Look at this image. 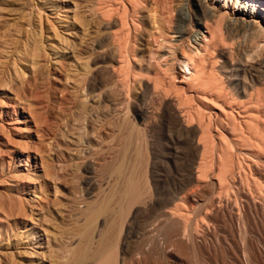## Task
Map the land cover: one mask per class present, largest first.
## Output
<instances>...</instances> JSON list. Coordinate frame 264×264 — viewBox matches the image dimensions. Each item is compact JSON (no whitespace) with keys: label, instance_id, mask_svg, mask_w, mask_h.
<instances>
[{"label":"bare ground","instance_id":"1","mask_svg":"<svg viewBox=\"0 0 264 264\" xmlns=\"http://www.w3.org/2000/svg\"><path fill=\"white\" fill-rule=\"evenodd\" d=\"M175 2L177 1L21 0L24 11L27 10L25 64L31 63L34 67L36 63H40L38 55L41 54L40 40L42 39L40 36L42 33L41 29L34 24L32 15L33 9H36L45 12L47 20H50L51 16L55 23L74 36L72 40L74 43L69 47L66 46L69 52L88 53V55L91 53L90 58L96 65L94 68L98 71L97 75L101 73L98 78L101 85L106 84L104 83L105 77L108 78V75L111 76V81L112 77L114 80L118 78L115 80L117 83L118 80L121 82L123 80V78L119 79V74L127 77L126 74L131 76L133 73L135 78H141L137 80L140 87L142 85L145 93L148 92L151 97L154 95L159 101L157 103L160 108H155L160 111V120L162 126L166 127L168 136L170 135L171 145L166 152L161 151L162 149L150 150L148 154L150 160L144 159L142 147L145 146L147 139L143 136H135L132 132H125L122 127L123 123L116 130H112V126V131L108 133L110 143L108 147L98 153L97 150H101L102 147L96 145L99 148L95 151L99 155L94 156L96 157L95 163L92 161L93 163L85 168L86 179L83 182L81 180L80 183L78 180V183L75 182L71 186L74 197L71 196L72 204L69 203L72 206L67 204L74 208H70L72 212L70 216L67 214L68 219L62 215V206L66 205V202L59 199L60 197L57 198L59 195H54L56 190L59 191L58 184L64 181L66 183L68 176L65 177L67 180L63 178V182L61 178L59 181H47L48 176L53 174L49 171L51 163L41 156L39 157L41 172L37 173L36 169L33 170L35 171L33 175L36 178L40 177V180L37 178L36 183H26V179L31 180L34 177L32 170L30 171V164L27 162L30 160L28 145L24 151L25 159L20 158L18 153L16 154L18 166H21V169L17 168L14 172L22 171L16 174L18 176H15L12 171L8 173L5 170L2 158L4 154H0L2 155L0 156V182L3 183L0 184V264H8L11 261L9 256L12 254L9 256L8 254L13 251L7 254L3 247L8 245L12 236L15 238L30 237V242L34 240L32 245L34 243L41 245L42 239L45 238L51 250L56 247L55 250L59 249L64 253L63 255L57 250L61 254H58L59 257L61 256L60 260H63L60 261L59 257H55L56 253L53 249L52 253L55 254L53 256L59 262L54 263L57 264H264V66L262 65L263 69H261L257 65L260 68L258 69L255 64L249 65L253 83L248 84L246 83L248 78L244 80L245 78L240 76L245 66L243 67L241 62L236 64L233 60L228 61L225 55L227 51L223 49L228 43L224 38L225 33H228L227 27L228 29L235 27V30L236 27L239 30L244 28L249 30V34L251 30L252 36L248 35L253 42L258 40L257 35H261L263 38L259 40L264 42V0H233V2L230 0H182V4L187 9L188 19H185L188 23L182 25L177 12V21L172 30L169 25L171 21L170 14L167 15V8L168 4L174 8ZM136 13L140 14L138 15L139 20ZM41 14L37 15L38 21H42ZM134 15L137 16L136 19ZM223 18L226 19L225 31L227 32L221 30ZM29 26L30 28H27ZM246 30L245 33H248ZM232 31L234 32L233 29ZM175 33L178 34L177 39L172 36ZM262 43L258 47L264 51V47H261ZM253 44L257 48V42ZM63 48L62 50H65ZM132 53H139V58L145 59L143 61H146V72L154 75V82L150 81L153 76L151 78L147 74L150 78L148 80L145 76L146 72L142 77V72H137L136 68L132 67L133 63H130L134 55ZM156 54H158L157 57ZM261 54L264 55V52ZM88 55L83 58L89 57ZM251 56L254 57V54ZM74 57L71 56L73 59ZM263 57L261 56L262 59ZM258 58L256 57L257 60ZM88 59H86L87 62ZM80 60L85 59L80 58L78 61ZM91 60L88 62L90 68ZM218 61L219 64H217ZM248 61L251 63L250 59ZM73 62L70 63L73 64ZM58 63L61 64V61ZM70 63L67 65H70L71 69L74 68L71 67L74 65ZM124 63L127 65L125 67L131 64V68H125L131 73L128 70V73H125L124 70V74L121 70V75L119 70L124 68ZM18 65L20 67V64ZM61 67L64 68V65L61 64ZM14 68L17 69L16 66ZM34 68L32 69L35 70ZM75 68L78 69V67ZM86 68L84 69L88 71L89 67ZM19 70L14 71L25 74V71L22 73V69ZM85 72L82 73L85 74ZM70 73L73 76V71ZM84 74H81L82 77ZM26 76L30 75L26 72ZM36 78L38 79V77L34 79ZM222 78L226 79V83ZM37 79L36 81L39 80ZM130 79L131 77L128 80ZM78 81L73 82L78 84ZM109 81H106L107 84ZM129 82L127 84H135ZM114 84L115 82L112 85ZM257 84H260L261 88H256ZM28 86H30L29 82ZM109 87L112 86L105 88L102 93L108 107H115L116 97L112 94L116 91L113 90V92ZM35 89H38L37 86ZM33 93L31 96L37 100L36 97L39 96L37 90L34 96ZM7 96L8 101L5 102L9 106L4 110L0 109L1 126L4 122H8L5 120L11 119L16 113L14 100L17 98L13 97L14 100H10L12 96ZM28 96H26V102L32 100V97L29 96V99ZM95 101L97 99H92L90 102L92 110L95 107ZM83 107L85 110L88 108L85 105ZM107 108L104 109V113L108 114L113 107L106 110ZM137 110V115L141 120H144L147 117L146 114L149 113L145 106L142 108L139 106ZM31 113L28 112L30 120H26L27 116L25 120H20L17 116L16 121L19 124L25 123V125L31 121L34 125L33 131L36 134L39 132V137L41 134L44 136L40 133V130H43L41 125ZM81 113H77L79 117ZM95 124L97 125L98 121ZM73 126L72 124L70 128ZM15 127L17 126L13 128L17 130ZM92 127L91 135L94 136L96 131L99 132L96 129L99 127L95 128L93 125ZM65 132H63L65 135L63 139L66 137V141L64 140L63 149L66 147L67 151L69 149L70 152H74L78 140L82 138L78 135H75L76 138L72 137L75 131L73 135L71 134L72 136L67 135L72 131ZM96 136L88 143L93 141L99 144L101 139H105L102 132ZM121 139L124 146L121 149L114 148L115 142ZM54 140L57 139L54 138ZM8 141L10 142L9 139ZM59 144L54 145L56 146V148L53 147L55 151L59 149ZM80 148L82 149V146ZM4 149H2L3 153ZM8 155L10 157L9 153ZM70 158L74 157L69 156L68 159ZM63 159L66 160L64 157ZM54 160L53 158L52 162H55ZM21 161H24V164ZM57 161L59 163V160ZM37 162L35 160L34 164L36 165ZM67 163H65L66 166ZM73 163L76 164V161ZM65 164L63 168L59 166L60 169L65 171ZM68 166L70 168V164ZM71 166L73 168V164ZM22 167H24L23 170ZM53 167L52 169L56 170V165ZM74 169L72 172H75ZM59 170L56 172L58 173ZM60 171L56 173L57 176H60ZM45 176L48 178L46 179ZM50 185H54L55 193L48 198ZM36 193L37 196L41 194L40 197L45 195L46 203L42 205L38 199L34 198ZM67 211H69L68 208ZM42 236L44 238L41 239ZM13 256L12 259L15 258Z\"/></svg>","mask_w":264,"mask_h":264},{"label":"rangeland","instance_id":"2","mask_svg":"<svg viewBox=\"0 0 264 264\" xmlns=\"http://www.w3.org/2000/svg\"><path fill=\"white\" fill-rule=\"evenodd\" d=\"M18 1H20V2H18ZM18 1L17 0H0V107H1L0 109L4 110V109L7 108V106H9V105H7V102H5V101H8V96L7 95H9L10 97L12 96L10 100H14L13 97L17 98L16 99L17 101L14 100V102L16 103V113L12 115L11 119L8 118V120H5V121H8V122H4V124L2 126L0 124V140L2 138V141H0V154H2V155L4 154V156H2V155H0V156H2L3 161L5 163L4 164L5 170L8 173H10L9 171H12L15 174V176H18V175H16L17 173L20 174L22 172L21 170H20V172L19 171H17L16 173L14 172V170L17 169V168L21 169V166L20 167L18 166L19 162H18V158H17L16 154L18 153L20 155V158L25 159L26 153L24 151L26 150L27 145H28V149L27 150L29 152V159L30 160L27 161V162L30 164L29 165L30 166V171L32 170L31 171L32 172V176H34V177H33V179L31 178V180L26 179V183L33 184V182L36 183L38 181V179L40 177L39 178L37 177L38 178L37 179L36 176L33 175V174H35V171L33 172V170L36 169L37 173L41 172V169H40V166H39L40 165L39 157H41V156L45 157L46 160L50 161V163H51V164H49V167H50L49 171L51 173L55 174L54 175L55 177H53V174H51V173L50 174L52 176L48 174L49 176L48 175L47 176L49 177V180L47 179L48 177L45 176L47 181H50V182H53L54 180H58L59 181L60 178H61V182H63L64 179L65 180H67V179L69 180V182H67L68 181L67 180L66 183L64 181L63 183L58 184L57 189L59 191L56 190V193L54 192L55 191L54 185H50V189L48 190V195H49L48 198L49 197L51 198L53 196V194L55 193L54 195L55 196L59 195L57 198L60 197L59 199H62V201L64 200L66 202V205L68 206V204H70L69 202H71V204H72V199L73 198H71V196L74 197V194L72 192L71 186L75 182H77L78 180H79V183H80L81 180L83 182V180L86 179L85 168L90 163H93V162L95 163L96 162V157L99 155L98 153L103 151L104 149H106L108 147V144H110L108 142V139H109L108 138V136H109L108 133H109V131L116 130L119 127L120 124L123 123L122 127H123L125 132L126 131L127 132H132L133 135H135V136H143L145 139L148 140V142L146 140V142H145L146 144H144L145 146H143L142 144L140 145L141 147L143 146L142 150H144L143 151V156L145 157L144 159H147L149 157L148 154H150L149 153L150 150L152 151V150H159V149L161 150L162 149L161 151H163V152L168 151V149H169L168 147H170V145H171V143H170L171 139H169L170 135L168 136L167 129H166L165 126H162V123H161V120H160V111L158 109V108H160V106L157 103L159 101H157L158 99H156V97L154 95L151 94L153 96V97H151L148 92L145 93V90H144V88H142V85L140 87V84L137 82V80L140 77L137 79V78H135L136 76L134 77L133 73L131 74V76H129V74H126L127 77H129V78L131 77V79L128 80L129 78L124 77V75L122 77L119 74V79L122 80V78H123V80H122V82L120 80H118V83H117L115 80L118 79V78H116L114 80V77H112L113 78L112 79L113 82H112L111 81V76L108 75V78L110 77V79L105 77L106 80H105L104 83H106V84L101 85L98 82L99 81L98 78L100 77L101 73H99L97 75L98 71H97L96 68H94L96 65H94L92 63V60L90 58L91 53L88 55V53H71V52H69V50L66 48V46L69 47L71 44L74 43L72 41L74 39V36L70 32L69 33L66 32L67 30H64V28L59 26V24L55 23L54 22L55 20H53L51 18V16H50V20H52V21L47 20V19H45V12H43V11L40 12L39 10H36V9H33L34 14H33V11H32V15H33L34 24H36V26L39 27L38 29H41V33H42L41 36H40V38L42 39V41L40 40V47H41L40 53L41 54L38 55V58L40 57V59H38L39 60L38 62H40V63H36L35 66L37 67V69H36L35 66H34L35 67L34 68L31 65V63L25 64L26 63V18L25 17H26L27 10L25 12L24 11L25 9H24L23 5L21 4V0H18ZM176 1H177V2H175L176 4L173 3L174 4V8H172L173 6L172 7L170 6L171 4H168V8H167V15L169 16V14H170L169 18H170V21H171L169 23V25L171 27L170 29H172V30L174 29L175 23L177 21V12L179 13V18H181L180 20H181L182 25H185V24L188 23L186 21V19H188V17H187V15H188L187 9L182 4L183 3L182 0H176ZM230 1L233 2V0H230ZM179 3H181L182 5L179 4ZM169 6L173 10L170 9ZM181 6H182V8H181ZM35 10H36V12H35ZM37 11L40 14L42 13L41 14L42 15L41 16L42 21L41 20L38 21V16L37 15H40V14H36V13H38ZM168 11H170V13ZM28 12H29V10H28ZM136 14H137V16L140 15L139 13H136ZM134 16H135L134 18L136 19L137 16L136 15H134ZM139 17L140 16H138V18H137L138 20H139ZM222 20L223 21H222V24H221L222 25L221 30L225 31L226 19L223 18ZM30 22H31V24H33L31 20H30ZM54 26L56 28H54ZM27 28H30V26L27 27ZM231 28L234 30V32L232 31ZM226 29L228 30V33H225V32H227V30H226L224 32L225 33V37L223 36L224 34L222 35L225 38V40H226L225 42H228L227 44H225L226 45L225 47H224V45L222 46V47H224L223 49L227 51L225 53V55L227 56L228 61L230 60V62H231L233 60V63H236V64L237 63L240 64V62H241L243 67L245 66L244 67V71L241 72L240 76L242 78L244 77L245 78V79L243 78L244 80H247V78H248L247 82L246 81L245 82L248 83V84H251V83H253L251 81V79H252V76H251L252 71L249 69V65L255 64V67L259 66V67H261V69H263L262 65L264 66V64H263L264 63V57H263L264 55L261 54V52L263 53L264 51L263 50L261 51V48L258 47V45H261V43L263 42V40H259V39L260 38L262 39L263 37L261 35H257L256 39H258L259 41L258 40L255 41L254 40V42H253L252 41L253 39L250 38L252 36L251 30H250V34H249V30L247 31L244 28H242V29L240 28V30H239V28L236 27V30H235V27L234 28L233 27H229V29L227 27ZM242 30L244 31V33H242L243 32ZM245 30L248 33H245ZM235 31L237 33H235ZM248 34L250 35V37H249ZM172 36H173L174 39L178 38V34H176V33L174 35L172 34ZM230 36H232V37H230ZM66 40H67V42H66ZM250 41H252L253 43L257 42V48H255L254 44L252 42H250ZM263 44H264V42L262 43V46H261L262 48L264 47ZM63 47H65V48H63ZM55 48H57V49H55ZM62 48L65 49V50H62ZM258 48L260 49V53L258 51ZM255 49L257 50V52H256ZM161 50H163V49H161ZM253 50H254V52H253ZM18 52H23V53H18ZM242 53L244 54L243 56H242ZM250 53H252V54H250ZM73 54H74L75 57L73 56ZM80 54H81V56H80ZM132 54H134V53H132ZM159 54H161V53H159ZM163 54H165V53H163ZM253 54H254V57L251 56ZM259 54H260L259 58L263 62L261 60H259V58H258ZM86 55H88L89 57L83 58ZM98 55H100V54L98 53ZM157 55L158 54H156L155 56L157 57ZM249 55H250V58H249ZM71 56L74 57V59L71 58ZM134 56H136L135 57L136 60L133 59ZM261 56L263 57V59L261 58ZM77 57H78V59H77ZM133 57H132V59H130V61L131 60L132 61L131 62L129 61V62L131 64L133 63L132 67H135L137 72H139V71L142 72L141 74L143 75V73L146 72V69H145V67H146L145 62L146 61L145 62L143 61L145 59L144 58L143 59L139 58V53H135L133 55ZM246 57H248V59ZM252 57H253V61H252ZM256 57L258 58V60L256 59ZM16 58H19V59L16 60ZM80 58L81 59H85V60L84 61L83 60L78 61ZM88 58H90V59H88ZM254 58L256 60H254ZM75 59H76V61H75ZM86 59H88L89 61L91 60V63H90L91 64V68H90L89 63H88L89 61L87 62ZM137 59H139V60H137ZM249 59L251 60V63H249L250 62V61H248ZM18 61H19V63H17ZM60 61H61L62 66L64 65V68L61 67V64L58 63ZM64 61H65V63L68 62L67 64H69L70 62L74 61L73 64L70 63L71 65H74V66H71V67H74V68L78 67V69L75 68L76 71H75L74 68L71 69L70 65L65 64ZM85 61L88 63V65H87V63ZM138 61L139 62L142 61L141 64H138L139 63ZM151 61H153V60H151ZM254 61H256V63H254ZM259 61H261L262 63L259 62ZM13 62H15V63H13ZM136 62H137L138 66L136 65ZM244 62H245V64H243ZM219 63L220 62L218 61L217 64H219ZM18 64H20V67H19ZM24 64L27 65V66H25ZM37 64H39V65L37 66ZM83 64H85V65H83ZM131 64H128V67L131 68V66H130ZM65 65H67V66H65ZM81 65H83L84 67L83 66L81 67ZM15 66H16V68L18 70L14 68ZM24 66H25V68H24ZM87 66L89 67L90 70L88 69ZM125 66H127L126 63H124V66H123L124 68H121L119 71L121 72V70H122L123 73H124V70H125L126 71L125 73H128V71H129V73H131L130 70L125 69V68H128V67H125ZM140 66H141V68H140ZM259 67H258V69H260ZM12 68H14V69H12ZM32 68H34L36 71L33 70ZM81 68L83 69V71H82ZM84 68L88 69V71L85 70ZM178 68H180L179 65H178ZM19 69H22L21 70L22 73H23V71H25V74H21V73L16 72V71H20ZM94 69H96V70L94 71ZM14 70H16V71H14ZM78 70H81V71H78ZM12 71L14 73L16 72L18 74L16 75V73L14 74ZM71 71H73V76H72V73H70ZM74 71H75V76L76 77L74 76ZM84 71H86L85 74L82 73ZM26 72H27V75H30L29 77L26 76ZM33 72L35 73L34 74L35 77H38L39 80L36 78L38 81H36V79H34L35 77L33 75ZM79 72H81V73L79 74ZM41 73H43V74L41 75ZM81 74L82 75L84 74V76L82 77ZM147 74L150 75L151 73L149 74V73L146 72L145 76L148 77ZM31 75H32V77H31ZM36 75H39V76H36ZM79 75H81V77H78ZM121 75H122V72H121ZM137 75L139 76V73H137ZM152 76H153V78H152ZM95 77H97V78H95ZM142 77H144V75ZM147 77H145V78H147ZM150 77L152 78V80H150L149 77L147 79L150 80L151 82H154L153 81L155 79L154 75H150ZM31 78H33V79H31ZM76 78H77V80H76ZM126 78H127V81H126ZM132 78L135 79V80L133 81ZM8 79H10V80H8ZM222 79H224V78H222ZM33 80H35V81H33ZM78 80H80V81H78ZM109 80L112 82V84L115 82V84H117V85H115V84L112 85ZM225 80L226 79H224L223 82ZM26 81H27V83H26ZM73 81H78L79 83L77 84V82H73ZM106 81L107 82L109 81L110 85L112 86V87H109V89H111L112 91L113 90L116 91V92L113 91L114 94L116 93L115 96H114V94H112V95H113V97H116L115 101L117 103L115 105V107L114 106H110V107H113L114 109L111 108L112 111L110 110L108 114L104 113V109L108 107V104L105 101L104 95L102 93L105 88L110 86L109 83L107 84ZM119 81L121 83H119ZM124 81H126V83H124ZM128 81H130L132 83H135V84H133V85L132 84H127ZM28 82H29L30 86H28ZM33 83H34L35 86L33 85ZM38 83H40V84H38ZM42 83H43V85H42ZM84 83H85V85H84ZM225 83H226V81H225ZM124 84H125V86H124ZM258 85H259V87H257ZM36 86H37L38 89H35ZM33 88L35 90H37V94L39 95V96L37 95L38 97H36L37 100H34L33 97L31 96L33 92H34L33 96L35 95V90ZM100 88H101V90H100ZM112 88H115V89H112ZM256 88H261L260 84H257ZM127 89H129V90H127ZM28 91H29V94H28ZM28 95L32 97L31 98L32 100L27 101V102H30L29 104L26 102V96H28ZM99 95H101V96H99ZM29 96L27 98L30 99ZM142 97H144V98H142ZM92 99H97V101H95V103H94V106H95L94 108L95 109L93 108V110L90 107V102L92 101ZM98 100H100L99 101L100 104H99ZM47 102H48L49 106H48ZM20 104H22V105H20ZM31 104H33V105H31ZM78 104H80V105H78ZM81 104H82V107L84 105L86 107H88L87 108L88 111L85 110L84 107L82 108ZM98 104H99V106H98ZM106 104H107V106H106ZM154 105H156V106H154ZM43 106H44V108H43ZM104 106H105V108H104ZM139 106H140V108H142L143 106L148 108L149 113L146 114L147 117L144 118V120H141L138 117V115H137V111H138L137 109L139 108ZM79 107H80V110H79ZM110 107H108V108H110ZM155 107H158V108H155ZM30 108H31V110H30ZM81 108H82V110H81ZM108 108L106 110H108ZM135 108H136V110H135ZM32 109L34 111H32ZM83 109L85 111L84 113H83ZM76 110H78V111H76ZM106 110H105V112H108ZM79 111H82V113L80 112L82 114L80 117L83 116L82 118H80L79 115H78V114H80ZM28 112H30V113L32 112L33 114L31 113V115L33 117H35V119L38 122V124L41 125V128L43 130H40V133H43L44 136H42V134L40 136L44 137L43 138L44 140L43 139H41V140L39 139V138H41V137H39V132L36 134V132L33 131L34 125H33V123H31V121L27 125H25V123H20L19 124L18 121H16V117L17 116L20 118V120H25L26 116H27L26 120H30V117L28 116ZM40 113H41V115H40ZM104 114H106V116ZM78 118L81 119L82 121L79 120ZM137 118H139V119H137ZM94 121L96 123L98 121V124L96 125ZM14 123H16V124H14ZM90 123H92V125L95 128L99 127V128H96V129L100 133L102 132V136L104 135L103 137L105 139L104 140L101 139V141H99L100 142L99 144H96L93 141H92V143L90 142V144L88 143L90 139L93 140L95 137H97L96 135L99 134V132L97 133V131H96L97 134L94 133V136L91 135V130L90 129L93 128V127H92V125ZM72 124L74 126H73V128H70V127H72ZM126 125H128V126L126 127ZM14 126H17V127H15V128H17V130L13 128ZM64 126L65 127L67 126L66 128H68L69 130L66 129ZM19 127H21V128H19ZM111 127H112V130H111ZM74 128H75V130H74ZM76 128H78V129H76ZM65 129L68 130V131H72V133L70 132L67 135L72 136L73 135V131H75L76 134L74 133V136H72V137L76 138L75 135H78L79 138L83 139V140L82 139L78 140L79 138L77 139L78 140V145H77L76 149L79 148L80 150L78 149L79 151L78 150L76 151V149H75L74 152L76 151V153L70 152L69 149L67 151L66 147L63 149V146H65V141H66L65 140L66 137L63 139V136H65V135H63V132L66 131ZM59 131H60V133H59ZM68 131H66L65 133H67ZM105 132H106V134H105ZM7 138L10 140V142L8 141ZM54 138H56L57 140L55 141ZM30 140H32V141H30ZM120 141H122V142H120ZM26 142H28V143H26ZM55 142H57L58 144L61 142L60 143L61 145L59 144V149L56 150L57 152L55 151L56 146H54V145L57 144ZM48 144H50L51 146H49ZM100 144H102V145H100ZM23 145H26V146L24 147ZM80 145L82 146V149L80 148L81 147ZM91 145L95 146V147H92ZM96 145L99 146L100 148L102 147L101 150H99V149L97 150V148H99V147H96ZM118 145L120 146V148H119ZM123 146H124V142L121 139V140H117V142H115L114 148L121 149ZM53 147H55V148H53ZM2 149H4V153H3ZM59 150H63V151H59ZM95 150H97L98 153ZM7 151H10V152L12 151V152L10 153V152H7ZM59 152H61L63 155L60 154ZM8 153L10 154V157H9ZM71 153H74V154L73 155H69ZM77 153L78 154L81 153V155H78ZM77 155L80 156V157L78 158ZM60 156H61V158H60ZM62 156L64 158H66V160L63 159ZM69 156L74 157V158H72L73 160L71 158L68 159ZM94 156H96V157H94ZM53 158L55 159L54 160L55 162H52ZM144 159H143V161L145 162ZM148 159L150 160V158H148ZM35 160H36V162L38 161L36 165L34 164ZM57 160H59V163H58ZM74 161H76V164L78 165L77 167L75 166L76 164L73 163ZM64 162L65 163L68 162L67 166H66V164ZM69 162H71V163H69ZM21 163L24 164V161H21ZM54 163H58V164L62 163V165L61 164L58 165V164H54ZM147 163H149L148 160H147ZM63 164H65V166H66V167L64 166L65 167L64 169H65V171L67 170L66 171L67 175H66V172L62 169L63 168ZM69 164H70L71 170H70V168H68ZM71 164H73V168H72ZM55 165H56V168H55L56 170L52 169V167L55 166ZM59 166L62 167V168L60 169ZM23 168L24 167H22V170H23ZM66 168H68V169H66ZM74 168H76V169H74ZM77 168H78V170H77ZM59 169L64 171V173L62 174ZM72 169H74L73 171H75V172H72ZM57 170L60 171V174H59L60 176L56 175V173H57L56 171ZM54 171H55V173H54ZM59 171H58V173H59ZM14 174H12V175H14ZM61 175H64V176H61ZM74 175H75V177H74ZM50 176L53 177V178H51ZM67 176L69 178H67ZM58 177H59V179H58ZM18 178H16V180H19ZM34 178H35V181H33ZM0 180H1V178H0ZM21 180L23 181V179H21ZM27 181H29V182H27ZM58 181H57V183H58ZM0 184H3V183L0 182ZM40 195L41 194H38V196H37V193H36L35 196H37V197H35V196H33V197L38 199V201H40L41 204L42 203L43 204L46 203V199H45L46 196L43 195V197H40ZM26 197H28L27 194H26ZM39 197H40L41 200L44 198V200L41 201L39 199ZM66 199H68V200H66ZM71 204H70V206H72ZM66 205H64V206H66ZM64 206H62L63 207L62 215H63L64 218L66 217L68 219V215L70 216L71 212H72L70 210H72L74 207H70V206L64 207ZM67 208L69 209V211H67ZM70 208H72V209H70ZM64 209H66V210H64ZM63 213H66V214H63ZM24 238H21V236H18L17 238H15V237L12 236L11 240L8 242V245L3 247L4 251H6L7 254L11 250L13 251V252H10L8 254V256L11 255V254L13 256L15 254L13 256V257H15L14 259H12V256H9V258L11 257V261L8 264H50V263L51 264H57V263H54V262H58V259L60 260L61 256L59 257V255H61V254H59V252L57 251L59 249L55 250L56 247L52 246L54 248H52V250H51L50 249L51 248L50 245H48L45 242V238L43 236L41 237V239L44 238V239H42L43 243L41 245H39L37 243H34L32 245L34 240H31V242H30V237H26L25 239ZM6 248H7V250H6ZM53 249H54V253H56V255L54 253H52ZM60 253H62V252L60 251ZM62 254L64 255V253H62ZM53 255H55V257L57 256L59 258L56 260L57 257L54 258ZM54 259L56 261H54ZM60 261H63V260H60Z\"/></svg>","mask_w":264,"mask_h":264}]
</instances>
